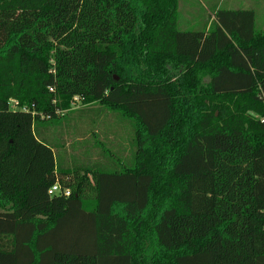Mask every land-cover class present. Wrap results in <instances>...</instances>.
<instances>
[{
	"label": "trees",
	"instance_id": "obj_1",
	"mask_svg": "<svg viewBox=\"0 0 264 264\" xmlns=\"http://www.w3.org/2000/svg\"><path fill=\"white\" fill-rule=\"evenodd\" d=\"M178 20L0 0V264H264V30L217 4Z\"/></svg>",
	"mask_w": 264,
	"mask_h": 264
},
{
	"label": "rangeland",
	"instance_id": "obj_2",
	"mask_svg": "<svg viewBox=\"0 0 264 264\" xmlns=\"http://www.w3.org/2000/svg\"><path fill=\"white\" fill-rule=\"evenodd\" d=\"M216 3L222 8H254L256 10L257 28L264 30V0H179V28L182 30L202 29L209 22L210 13ZM211 16L213 17L212 14ZM78 105L80 103H76L75 107ZM76 114L79 115V112H73L67 118L63 117L61 119L72 121ZM109 114L112 117L113 113ZM116 124L123 128L120 132L122 135L118 134L117 136L128 138L129 133L131 134L133 131L131 123L121 119L120 121L117 120ZM97 137H100V135L98 134Z\"/></svg>",
	"mask_w": 264,
	"mask_h": 264
},
{
	"label": "crops",
	"instance_id": "obj_3",
	"mask_svg": "<svg viewBox=\"0 0 264 264\" xmlns=\"http://www.w3.org/2000/svg\"><path fill=\"white\" fill-rule=\"evenodd\" d=\"M216 4H214V5H216ZM247 9H253L255 11V13H256V10L254 8H252V7H248ZM256 22H257V20H256ZM256 26H257V24H256ZM90 107H92V106H90ZM106 116H108V112H104L101 117L103 118V117H106ZM108 118L110 119V116ZM63 136H64V139L67 141V145H68V141L69 140H68V132H67V129L64 130ZM85 137L84 136L83 137H78V139L81 140L82 143H84L86 141V138ZM84 145H82L80 148L78 146L79 151L82 152V153L90 152L91 149L89 147H85ZM79 156L82 158L83 163H85L86 161H89V158H85L83 154H80Z\"/></svg>",
	"mask_w": 264,
	"mask_h": 264
},
{
	"label": "built area",
	"instance_id": "obj_4",
	"mask_svg": "<svg viewBox=\"0 0 264 264\" xmlns=\"http://www.w3.org/2000/svg\"><path fill=\"white\" fill-rule=\"evenodd\" d=\"M75 100H79L78 97L74 98ZM17 105V102H14L11 104V107L14 109ZM49 194L50 195H64V196H69L70 195V190L65 189L61 187L59 183L54 184L50 189H49Z\"/></svg>",
	"mask_w": 264,
	"mask_h": 264
},
{
	"label": "water",
	"instance_id": "obj_5",
	"mask_svg": "<svg viewBox=\"0 0 264 264\" xmlns=\"http://www.w3.org/2000/svg\"><path fill=\"white\" fill-rule=\"evenodd\" d=\"M251 114H253V113L251 112Z\"/></svg>",
	"mask_w": 264,
	"mask_h": 264
}]
</instances>
